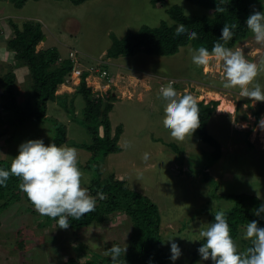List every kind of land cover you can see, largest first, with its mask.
<instances>
[{
	"label": "rangeland",
	"instance_id": "obj_1",
	"mask_svg": "<svg viewBox=\"0 0 264 264\" xmlns=\"http://www.w3.org/2000/svg\"><path fill=\"white\" fill-rule=\"evenodd\" d=\"M19 2L0 0V119L1 127L6 130L4 135L0 134V153L7 158L18 153L15 132L23 134L22 142L43 138L45 144L53 133L49 120L43 125L27 120L17 129L19 124L6 107L8 95L2 80L5 74L16 77L14 87L19 100L26 99L32 84L27 67L18 65L9 50L5 51L4 45L12 35L9 18L19 24L27 19L41 22L47 35L37 49L57 46L62 57L76 49L80 62L92 65L100 57H107L114 37L121 38L144 25L172 23L170 14L164 11L172 5L182 6L190 16L212 15L211 9L189 0H167L164 8L154 7L150 0H89L80 5L69 0ZM263 9L262 6L260 10ZM239 44L248 60L258 66L264 63V43L256 42L254 35ZM189 47L194 48L191 44L183 45L171 55L141 50L109 58L108 69L113 77H110L112 83L103 88L107 93L103 96L117 98L110 119L113 128L119 124L123 127L121 150L98 157L94 164L90 163L91 151L82 146L91 139L85 122L83 94L73 92L64 101L60 96L47 104L48 116L66 127L65 141L59 145L77 149L82 187H87L96 176V168L102 178L115 174L130 188L157 203L164 249L170 256L167 240L171 237L179 241L182 249V255L175 262L169 259L167 264H189L202 239L200 231L209 226L212 215L230 205L222 194L246 192L264 201V129L258 126L264 115V102L242 97L238 87L225 88L222 62L210 57L207 65L197 66L191 61ZM171 78L174 84L169 83ZM71 79L69 84L73 85ZM255 81L264 86V70L258 72ZM161 84L173 87L181 95L191 93L197 101H219L207 125L221 143L223 154L219 159L213 160V147L194 132L183 140L170 136L163 126L166 104L160 99ZM60 89L67 87L63 85ZM223 101L231 109L220 110ZM99 131L102 135V124ZM144 154L150 156L149 161L143 160ZM0 219V264H64L69 258L100 261L101 256L110 255L106 249L113 244L127 247L132 228L129 217L122 212L108 214L104 221L80 230L61 228L30 207L25 198L4 209ZM195 264H212V261L201 262L198 257Z\"/></svg>",
	"mask_w": 264,
	"mask_h": 264
},
{
	"label": "trees",
	"instance_id": "obj_2",
	"mask_svg": "<svg viewBox=\"0 0 264 264\" xmlns=\"http://www.w3.org/2000/svg\"><path fill=\"white\" fill-rule=\"evenodd\" d=\"M69 1L74 5H80L89 0ZM189 1L211 9L212 15L190 16L182 6L172 5L167 9L165 8L164 11L170 14L172 21H175V23L163 21L157 26L144 25L137 31H128L121 38L114 37L106 55L116 58L120 55H131L141 50L151 54L171 55L178 52L181 46L188 44H191L194 48L204 46L211 50L213 43L219 39L221 28L225 23L236 25L233 38L226 44L227 47L234 48L253 35L245 23L247 16L253 9L260 10L262 6L264 7L261 0ZM22 2L23 0H20L19 3ZM150 2L154 7L164 8L167 0H150ZM8 22L12 27V35L8 37L4 45L5 51L9 50L18 65L27 67L32 84L31 91L26 99L19 100L14 87L16 77L11 73L5 74L3 78L1 77L5 94L8 95L6 107L12 111L16 118L15 123L19 124L17 129L25 124L27 120L42 125L47 122L46 120H49L52 124L53 133L48 136V143L54 142L59 145L65 141L66 127L63 122L48 116L47 104L49 100L60 97V94L57 93L59 85L64 82L74 66V61L69 56L70 51L73 49L69 50L65 57L61 56L57 46L37 49L38 44L47 34L39 20L27 19L19 24L9 18ZM181 24L185 25L189 33L195 31L197 33L196 38L177 37L176 31ZM2 33H4L3 29ZM86 75L87 73H84L82 81L75 92H81L86 100L84 116L91 139L89 143H84L82 146L91 151L92 161L90 163L94 164V160L98 157L121 150L119 140L123 127L119 124L113 128L110 119V112L113 109L116 96L111 95L104 98L102 95L96 94L86 84ZM61 97L62 101L66 100L64 96ZM198 104L200 126L194 133L213 147V160L219 159L223 154L221 143L210 133L207 127L219 101L214 99L205 103L201 100L198 101ZM256 118H260L258 111L256 112ZM1 123L0 119V134L4 135L6 130L1 127ZM15 123L14 125H16ZM101 124L104 126L102 135L99 131ZM13 137L15 143L18 144L25 138L19 132H15ZM174 146L177 147L175 144ZM11 160V157H3L0 153V167L10 168ZM94 170L97 174L91 179L86 188L89 190V195L94 196L96 199L95 207L79 219L69 217L68 227L73 230H80L94 222L104 221L108 214L114 212L125 213L132 222L127 245L129 251L127 255L121 257L118 264H149L150 259L155 264H167L169 255L162 245L161 216L157 203L148 195L130 188L124 179L117 178L115 174H109L106 178H102L100 171L96 168ZM204 174L208 175L207 178H211L207 171H204ZM20 182L19 177L10 175L6 184L0 186V217L4 209L22 198L29 202L30 207H34L26 193L19 188ZM222 197H226L230 205L221 211L226 215L231 235L238 250L244 251L250 246V240L243 237L245 225L251 219H259L252 214L250 209L263 200L255 194L246 192L225 193L222 194ZM45 218L49 222L58 224V218L47 215H45ZM213 220L214 215L211 217V222ZM259 223L264 225V219H260ZM202 242L201 239L189 264L196 263L199 257L197 248ZM100 259V261L96 259L76 261L74 258H69L64 264H112L111 254L103 255Z\"/></svg>",
	"mask_w": 264,
	"mask_h": 264
},
{
	"label": "clouds",
	"instance_id": "obj_3",
	"mask_svg": "<svg viewBox=\"0 0 264 264\" xmlns=\"http://www.w3.org/2000/svg\"><path fill=\"white\" fill-rule=\"evenodd\" d=\"M261 2L264 3V0ZM245 23L253 33L255 41L264 43V10L253 9ZM235 29V24L225 23L221 28L219 39L213 43L211 50L204 46L189 47L191 61L197 66H203L209 63L210 57L217 58L222 62L225 88L238 87L242 97H248L253 102H264V86L255 81L258 72L264 70V63L258 66L257 63L248 60L239 49L240 44L234 48L226 46L227 42L233 38ZM176 36H187L193 39L196 38L197 33L195 31L189 33L185 25L181 24L177 28ZM76 52L78 53V50ZM77 53L78 63L76 64L82 69L80 81L74 82L73 79L68 78L72 68L60 85H65L66 91L74 92L82 81L84 73H87L86 84L95 93L97 92L96 94L107 95L103 88L112 83L107 69L110 57H100L96 64L85 65L80 62ZM91 66L98 67L100 70L106 69L108 77L102 78L100 71L91 73L89 70ZM70 79L73 85L69 84ZM97 82L100 83V87H96ZM169 83L174 84V79L171 78ZM160 87V99L166 104L163 126L169 131L170 136L177 140L191 136L200 126L198 101L191 93L181 95L171 86L166 87L161 84ZM258 126L264 129V115L258 120ZM143 160L149 161L150 156L144 154ZM10 175L20 178L19 188L26 193L36 210L42 215L58 218V225L61 228L69 226V217L79 219L95 207V197L89 195L86 187L81 186L83 173L79 167L78 152L74 146L57 145L54 142L45 144L43 138L27 139L18 145V153L12 158L10 168L0 167V186L6 184ZM250 211L259 218L249 220L244 228L243 237L250 240V246L244 251L238 250L225 213L217 211L214 214V220L199 233L203 240L197 248L201 262L211 260L212 264H264V225L259 223L260 219H264V201ZM167 241L170 250L169 259L175 262L182 255L180 243L173 237ZM128 251V246L121 247L117 244L106 249V253L111 254L112 264H118L121 257L127 255ZM149 264H155V262L150 259Z\"/></svg>",
	"mask_w": 264,
	"mask_h": 264
},
{
	"label": "built area",
	"instance_id": "obj_4",
	"mask_svg": "<svg viewBox=\"0 0 264 264\" xmlns=\"http://www.w3.org/2000/svg\"><path fill=\"white\" fill-rule=\"evenodd\" d=\"M76 53H77L76 50H71L70 53H69V56L75 62V65L73 66L72 73L70 75V78H72L74 80V82L80 81V77H81V74H82V69L79 68L77 66V64H76V63H78L77 62ZM89 70H90L91 73H96V72L100 71V76L102 78H107L108 77V71L106 69H101L100 70V68H98V67L91 66V67H89ZM171 82H172V80H171Z\"/></svg>",
	"mask_w": 264,
	"mask_h": 264
},
{
	"label": "crops",
	"instance_id": "obj_5",
	"mask_svg": "<svg viewBox=\"0 0 264 264\" xmlns=\"http://www.w3.org/2000/svg\"><path fill=\"white\" fill-rule=\"evenodd\" d=\"M47 35V34H46ZM114 64V63H113ZM115 65H117V63H115ZM107 69H108V67H107ZM203 70V69H202ZM108 71H109V69H108ZM110 73V72H109ZM203 73H204V71H203ZM112 76V75H111ZM154 76H157V77H159V75L158 74H155ZM113 77V76H112ZM174 79V78H173ZM195 80V79H194ZM196 81V80H195ZM96 87H100V83L99 82H97L96 84ZM62 87V85L60 86V88ZM58 89V91H57V93L58 94H60V96H64V97H72L71 96V94H75V93H73L72 91H66V89H63V90H61V89ZM75 92V91H74ZM114 96V95H113ZM141 96H143V95H141ZM141 98L142 97H140L139 99L141 100ZM117 99V98H116ZM221 105V104H220ZM219 105V106H220ZM226 105H227V103H226ZM114 107V106H113ZM228 109H231V106L229 105V107H228Z\"/></svg>",
	"mask_w": 264,
	"mask_h": 264
},
{
	"label": "bare ground",
	"instance_id": "obj_6",
	"mask_svg": "<svg viewBox=\"0 0 264 264\" xmlns=\"http://www.w3.org/2000/svg\"><path fill=\"white\" fill-rule=\"evenodd\" d=\"M229 107V105L227 104H225V102L223 101L222 103H221V105L219 106V109L220 110H224V109H226V108H228Z\"/></svg>",
	"mask_w": 264,
	"mask_h": 264
},
{
	"label": "water",
	"instance_id": "obj_7",
	"mask_svg": "<svg viewBox=\"0 0 264 264\" xmlns=\"http://www.w3.org/2000/svg\"><path fill=\"white\" fill-rule=\"evenodd\" d=\"M44 39H45V37H44Z\"/></svg>",
	"mask_w": 264,
	"mask_h": 264
}]
</instances>
